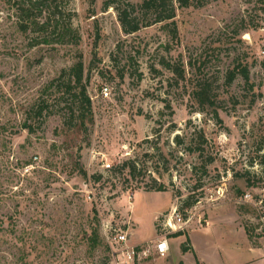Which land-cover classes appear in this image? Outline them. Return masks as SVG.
Returning a JSON list of instances; mask_svg holds the SVG:
<instances>
[{"label":"rangeland","instance_id":"rangeland-1","mask_svg":"<svg viewBox=\"0 0 264 264\" xmlns=\"http://www.w3.org/2000/svg\"><path fill=\"white\" fill-rule=\"evenodd\" d=\"M139 3L56 0L73 36L44 44L0 0V264H112L103 224L128 221L130 242L146 243L174 204L190 228L169 236L165 258L139 264L189 263L187 237L206 264L249 258L245 241L264 252V0H168L175 17L157 23ZM122 10L150 24L125 33ZM237 62L252 88L227 81ZM75 63L91 99L83 123L37 117ZM196 77L212 103L192 97ZM132 162V175L113 170Z\"/></svg>","mask_w":264,"mask_h":264},{"label":"trees","instance_id":"trees-1","mask_svg":"<svg viewBox=\"0 0 264 264\" xmlns=\"http://www.w3.org/2000/svg\"><path fill=\"white\" fill-rule=\"evenodd\" d=\"M14 9V14L18 18L19 28L22 32L31 30L37 34L40 38V43L51 44L55 40L60 43L66 37L73 36L72 27L70 22L63 23L62 18L59 16L60 12L57 10L56 0H4ZM168 0H140L138 5L139 9L144 12H148L152 17L154 23L171 20L175 17V10L167 7ZM185 6L188 5V0H178ZM108 6V5H106ZM134 13V10H133ZM119 21L122 29L127 34L137 32L141 27L148 26L150 23H141L137 20L136 16H131L127 10H122L119 13ZM56 38V39H51ZM67 73V82L65 88L59 91V95L56 97V103L51 104L47 101H42L37 104L36 116H40L44 111L46 115L58 114L63 119V124L71 127L76 122L82 124L84 121V115L91 110V99L86 91V80L84 78V69L82 63H75L70 66L68 70H63L62 74ZM62 76V75H61ZM61 76L50 81L48 87H54L56 89L60 86ZM239 76L243 83L252 88L249 83V72L245 65L237 62L233 69L229 70L226 74L228 82H232ZM193 88L191 91L192 97L197 100L200 105L205 103H212L209 101V85L202 78L196 77L193 79ZM47 102V103H46ZM56 107V109H55ZM25 128H30L29 125L24 124ZM136 164L134 162L131 165L126 166L124 163L122 166H117L113 170H122L125 167L129 170V175L134 174L136 171ZM95 181L101 179L100 174H94L91 176ZM145 190H150L145 188ZM156 191H164L165 187L158 185L154 187ZM194 201L189 199L185 205L189 206ZM178 232L175 235H180ZM99 234L96 227L92 228L91 240L98 241ZM187 242V243H186ZM186 242L181 244V251L186 252L191 250L188 247V237ZM179 264H183L180 262Z\"/></svg>","mask_w":264,"mask_h":264},{"label":"built area","instance_id":"built-area-1","mask_svg":"<svg viewBox=\"0 0 264 264\" xmlns=\"http://www.w3.org/2000/svg\"><path fill=\"white\" fill-rule=\"evenodd\" d=\"M104 96H107L108 88L102 89ZM103 169H109V164H102ZM183 211V210H182ZM178 204L155 218L157 221L158 236L155 240L132 244L130 242L131 230L128 227L130 222L123 223L126 228H119L111 223H105L102 227V237L111 247L112 264H139L150 256L165 257L170 250L169 236L175 233H184L191 226V217L182 213Z\"/></svg>","mask_w":264,"mask_h":264},{"label":"crops","instance_id":"crops-1","mask_svg":"<svg viewBox=\"0 0 264 264\" xmlns=\"http://www.w3.org/2000/svg\"><path fill=\"white\" fill-rule=\"evenodd\" d=\"M156 217L157 216L154 217V220ZM202 229H205V227H203ZM198 231H200V230H196V231H192V232H198ZM192 232L190 234H192ZM189 239H190V244H191V250L184 252V254L189 255L190 253H193L194 259L192 261H190L189 263H186V264H206L203 257L200 256L197 252L198 245L195 244V242H194V240H192V238H189ZM141 243H143V242H141ZM244 244H245L244 249L247 250V253H249L250 257L246 258L245 260H243V259L237 260V261L233 262L232 264H261V262H262V264H264V252H263V250H260L259 248L252 247L251 245H249V243H247V241H245ZM239 255L242 256V255H246V254L241 253ZM152 257L155 259V258H158L160 256L154 255ZM165 257H160V258H165ZM218 258H219L220 264H229L228 262H226L227 259L222 254L218 255ZM183 264H185V263H183Z\"/></svg>","mask_w":264,"mask_h":264}]
</instances>
